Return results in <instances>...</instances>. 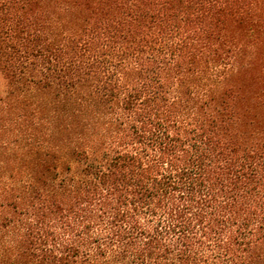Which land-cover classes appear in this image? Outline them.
I'll return each mask as SVG.
<instances>
[{
	"label": "trees",
	"instance_id": "16d2710c",
	"mask_svg": "<svg viewBox=\"0 0 264 264\" xmlns=\"http://www.w3.org/2000/svg\"><path fill=\"white\" fill-rule=\"evenodd\" d=\"M0 75V264H264V0H0Z\"/></svg>",
	"mask_w": 264,
	"mask_h": 264
},
{
	"label": "rangeland",
	"instance_id": "374dc122",
	"mask_svg": "<svg viewBox=\"0 0 264 264\" xmlns=\"http://www.w3.org/2000/svg\"><path fill=\"white\" fill-rule=\"evenodd\" d=\"M2 89H5V86H4V81H3V79H2V77L0 75V91ZM4 150H5L4 151L5 152V156H7V155L11 156L9 159L3 157L6 161H21V159L18 158V156H16L15 154L19 153L20 151H23L25 149H23V146H19L18 144H15V143H13L12 141L9 140V145L7 146V149H4Z\"/></svg>",
	"mask_w": 264,
	"mask_h": 264
}]
</instances>
